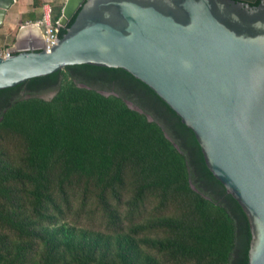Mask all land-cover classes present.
<instances>
[{"label": "water", "instance_id": "95a60500", "mask_svg": "<svg viewBox=\"0 0 264 264\" xmlns=\"http://www.w3.org/2000/svg\"><path fill=\"white\" fill-rule=\"evenodd\" d=\"M241 2L64 0L57 25L74 19L48 52L16 37L0 55V117L49 100L65 68L160 128L190 190L231 220L227 264H264V0ZM13 3L0 0V26Z\"/></svg>", "mask_w": 264, "mask_h": 264}, {"label": "trees", "instance_id": "16d2710c", "mask_svg": "<svg viewBox=\"0 0 264 264\" xmlns=\"http://www.w3.org/2000/svg\"><path fill=\"white\" fill-rule=\"evenodd\" d=\"M57 73L50 100L0 117V264H227L231 220L190 190L160 128Z\"/></svg>", "mask_w": 264, "mask_h": 264}, {"label": "crops", "instance_id": "0c3cea01", "mask_svg": "<svg viewBox=\"0 0 264 264\" xmlns=\"http://www.w3.org/2000/svg\"><path fill=\"white\" fill-rule=\"evenodd\" d=\"M33 0H14V3L17 5L16 10L8 11L3 19L2 24L9 31L14 28H18L20 30L18 41L21 45H25L29 40L36 41L38 35L41 37L40 28L37 26L32 27L31 24L37 23L41 17V11L38 10V7H32ZM43 3L47 0H41ZM55 1V0H49ZM64 0H57V3H62ZM23 20V22H22ZM28 23V24H26ZM33 29H32V28Z\"/></svg>", "mask_w": 264, "mask_h": 264}, {"label": "built area", "instance_id": "2783aa9c", "mask_svg": "<svg viewBox=\"0 0 264 264\" xmlns=\"http://www.w3.org/2000/svg\"><path fill=\"white\" fill-rule=\"evenodd\" d=\"M40 11L41 17L39 21L35 23V26H37L41 30L42 50L44 52H48V48L51 46V44L58 39L57 33L60 27L57 25V20L54 22L51 21L50 7L47 3H44L41 6ZM0 55L2 57L5 56L6 52Z\"/></svg>", "mask_w": 264, "mask_h": 264}, {"label": "rangeland", "instance_id": "374dc122", "mask_svg": "<svg viewBox=\"0 0 264 264\" xmlns=\"http://www.w3.org/2000/svg\"><path fill=\"white\" fill-rule=\"evenodd\" d=\"M56 1L57 0H55L54 2L47 0L44 3H47L49 5V7L51 8V5L54 4ZM34 2H35V0L32 1V3H34ZM38 2L41 3L40 7H38V10L40 11L41 6L44 3L41 0H38ZM18 5H19L18 2H17V5L15 3H13L8 11L16 10ZM22 22H23V20H22ZM26 24H28V23H26ZM19 33H20V30L18 28H14L11 31H9L6 27H4V24H1V26H0V54L5 53L10 47H12V45L15 41V38L19 36Z\"/></svg>", "mask_w": 264, "mask_h": 264}, {"label": "flooded vegetation", "instance_id": "af4514ba", "mask_svg": "<svg viewBox=\"0 0 264 264\" xmlns=\"http://www.w3.org/2000/svg\"><path fill=\"white\" fill-rule=\"evenodd\" d=\"M234 3H243L244 4V2H241V0H232ZM257 2H258V0H248V2H246L245 4L249 7V8H254L255 6H256V4H257ZM34 42V44H35V46L36 47H40L41 46V42H42V38L40 37V35H38V37L36 38V41H33ZM62 70V69H61ZM60 71V70H59ZM58 71V72H59ZM63 73H57V90H58V87H59V84H60V82H61V80L63 79ZM68 78H70V76H69V74H68ZM71 79V78H70ZM77 87V86H76ZM57 90H56V92H57ZM56 94V93H55ZM54 94V95H55ZM53 95V96H54ZM52 96V97H53ZM51 97V98H52ZM50 98V99H51ZM49 99V100H50ZM43 101H45V100H43ZM48 101V100H47Z\"/></svg>", "mask_w": 264, "mask_h": 264}]
</instances>
